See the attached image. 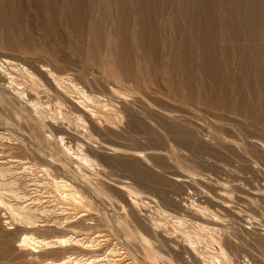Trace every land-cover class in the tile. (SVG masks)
Returning <instances> with one entry per match:
<instances>
[{"label": "rangeland", "instance_id": "rangeland-1", "mask_svg": "<svg viewBox=\"0 0 264 264\" xmlns=\"http://www.w3.org/2000/svg\"><path fill=\"white\" fill-rule=\"evenodd\" d=\"M22 66L48 87L45 66L96 102L88 113L69 100L62 119L50 99L45 127L10 84ZM263 79L264 0H0V159L48 166L82 190L93 224H73L109 235L101 253L117 243L136 264H203L182 220L193 234L211 227L234 264H264ZM50 134L95 161L87 180L72 162H51L60 156ZM51 229L39 234L63 231ZM22 230L0 206V264H40L18 245Z\"/></svg>", "mask_w": 264, "mask_h": 264}, {"label": "bare ground", "instance_id": "bare-ground-1", "mask_svg": "<svg viewBox=\"0 0 264 264\" xmlns=\"http://www.w3.org/2000/svg\"><path fill=\"white\" fill-rule=\"evenodd\" d=\"M258 52L260 51L258 50ZM3 61L10 66L15 65L8 59H3ZM250 69L252 70L253 68ZM41 70L43 73H46V75L42 74L46 79L48 87H46L43 80L37 74L24 66L20 69L21 78L11 73H7V75L10 78V84L13 86L12 88L16 95L28 99L31 110L36 114L43 126L47 127L50 125L46 115V109L50 111V99L58 106V115L62 119H66V116L61 107H63L64 103L70 102L69 100L82 111H87L89 104L96 102L94 96L88 95V93L79 88L71 80L56 75L45 66ZM29 94L36 95L37 100H30L28 98ZM41 94H48V100L42 102ZM92 110L95 111L94 109ZM49 119L55 121V117ZM77 120L80 123L84 121L81 115L77 116ZM0 136L4 137L5 134L0 132ZM48 137L56 145L57 153L60 156L58 159L52 157L51 162L64 166L66 161L72 162L76 165V169L79 172L77 176L87 180L89 175L84 172V168H94L95 161L82 152L80 148L75 149L73 145L68 144L67 141L65 142L63 135L54 136L50 134ZM115 188L126 196L130 204L134 206L138 204L135 198L137 194L128 185L119 184ZM0 206L10 214L17 225L22 227L23 230L18 245L30 251L33 255L32 257H34L33 262L40 264H136L132 259L126 258L125 248L119 246L117 243L107 246L102 253L100 252L101 242L109 238L108 234L98 231L96 235L92 233L91 235L88 231L86 232L73 224L78 220H82V223L93 224V222L88 221V216L89 212L91 213L92 209L94 210V205L89 202L88 196L78 187L63 178L55 177L48 166H39L23 159H0ZM121 207L126 213L130 212L126 205H122ZM76 209L79 210L74 212ZM162 212L165 215H169L166 211ZM176 224L181 227L179 228L183 234L182 236H185L184 238L190 245V249L198 255L197 257L200 258L199 260L203 264H234L228 256L226 249L212 236L213 229L211 227L198 224V228L203 233L211 235L212 238L210 239H213L214 243L217 242L220 245V252L212 251V248L210 249L209 235L193 234L188 229L182 230V227H184L182 220H177ZM54 227L63 230L62 233L53 236L39 234L40 231L46 230V228L55 230ZM15 228L14 225H10L9 227V229ZM136 232L138 237L149 246V250L155 251L151 241L140 230ZM201 244H204V247L202 245L203 248L199 249L198 247ZM56 249L62 250L63 255L61 258L57 260L40 258L43 252ZM74 249H80L82 253L76 254L73 252ZM157 255V253H152L150 258H158Z\"/></svg>", "mask_w": 264, "mask_h": 264}]
</instances>
